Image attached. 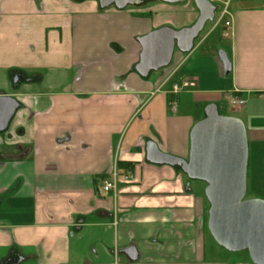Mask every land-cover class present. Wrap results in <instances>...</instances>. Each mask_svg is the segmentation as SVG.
<instances>
[{
  "label": "crops",
  "instance_id": "obj_1",
  "mask_svg": "<svg viewBox=\"0 0 264 264\" xmlns=\"http://www.w3.org/2000/svg\"><path fill=\"white\" fill-rule=\"evenodd\" d=\"M228 10V30L212 24L142 77L137 39L190 27L192 0H0V95L19 105L0 133V264H252L209 234L206 184L146 160L149 142L187 159L192 127L215 105L243 122L247 190L264 199V0ZM183 79L195 86L173 95ZM114 173L132 180L101 192Z\"/></svg>",
  "mask_w": 264,
  "mask_h": 264
},
{
  "label": "water",
  "instance_id": "obj_2",
  "mask_svg": "<svg viewBox=\"0 0 264 264\" xmlns=\"http://www.w3.org/2000/svg\"><path fill=\"white\" fill-rule=\"evenodd\" d=\"M99 8L123 10L142 5L139 0H93ZM179 4L186 0H158ZM198 18L187 28L161 27L137 39L141 46L136 71L142 77L167 67L174 50L189 53L207 23L214 19L216 7L211 0H192ZM224 70L230 62L219 52ZM19 105L10 96L0 95V133L7 130ZM146 160L151 164L178 167L191 181L206 184L207 229L214 242L230 253L246 251L252 264H264V199L246 198L248 145L243 122L218 113L215 105L205 108V117L194 124L189 134L187 159L161 153L152 142L146 144ZM136 259V248L123 250Z\"/></svg>",
  "mask_w": 264,
  "mask_h": 264
},
{
  "label": "built area",
  "instance_id": "obj_3",
  "mask_svg": "<svg viewBox=\"0 0 264 264\" xmlns=\"http://www.w3.org/2000/svg\"><path fill=\"white\" fill-rule=\"evenodd\" d=\"M212 3H214L215 5H219L220 9H219V14L218 17H215V20H213L212 24H213V29L222 25L226 30L229 29L230 25H231V16L228 10V3L229 0H223L221 2V0H211ZM222 3V4H220ZM229 32H225V37H228ZM195 86V83L193 80L191 79H183L181 80V82L179 84H174L172 86V90L171 93L173 95H178L179 93L183 92L186 89H190L192 87ZM239 104H242L243 101L238 102ZM171 108H175V104H171ZM122 181L124 182H129L132 180L131 176L129 174H126L124 176L121 177ZM119 178L117 177V175L114 173L112 176L111 180L108 179H103L102 183H101V192L103 193H108V192H116L117 189V185L119 183Z\"/></svg>",
  "mask_w": 264,
  "mask_h": 264
},
{
  "label": "rangeland",
  "instance_id": "obj_4",
  "mask_svg": "<svg viewBox=\"0 0 264 264\" xmlns=\"http://www.w3.org/2000/svg\"><path fill=\"white\" fill-rule=\"evenodd\" d=\"M84 1L93 2L92 0H84ZM222 1H223V0H221V2H222ZM232 1H234V0H232ZM258 1H259V0H255V3L258 2ZM154 2H160V1H158V0H150V1L147 2L144 6H141V7H147V6L150 5V4H154ZM229 2H231V0H229ZM220 4H222V3H220ZM137 8H139V7H137ZM218 14H219V10L215 12V17H218ZM215 17H214L213 20H215ZM212 22H213V21H212ZM212 22L206 24V26L204 27L202 33L199 35V37H200V36H203L204 33H205V32L211 27ZM199 37H198V39H199ZM198 39H197V40H198ZM197 40H196V41H197ZM250 195H251V193L247 190V191H246V198H249V199L252 198V196H250ZM260 199H262V198H260Z\"/></svg>",
  "mask_w": 264,
  "mask_h": 264
},
{
  "label": "flooded vegetation",
  "instance_id": "obj_5",
  "mask_svg": "<svg viewBox=\"0 0 264 264\" xmlns=\"http://www.w3.org/2000/svg\"><path fill=\"white\" fill-rule=\"evenodd\" d=\"M93 1V0H92ZM139 1H142V5L141 6H144L147 2H149L150 0H139ZM141 6H137V7H141ZM136 7V8H137Z\"/></svg>",
  "mask_w": 264,
  "mask_h": 264
},
{
  "label": "trees",
  "instance_id": "obj_6",
  "mask_svg": "<svg viewBox=\"0 0 264 264\" xmlns=\"http://www.w3.org/2000/svg\"><path fill=\"white\" fill-rule=\"evenodd\" d=\"M216 6V11H218L219 9H220V6L219 5H215ZM177 169H179V171H180V168H177ZM244 252H246V251H244ZM247 253V252H246Z\"/></svg>",
  "mask_w": 264,
  "mask_h": 264
}]
</instances>
